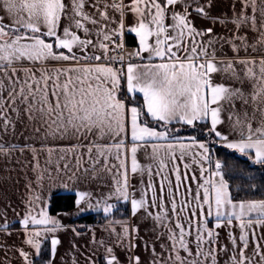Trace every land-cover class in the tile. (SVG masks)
Instances as JSON below:
<instances>
[{
    "label": "snow or ice",
    "instance_id": "1",
    "mask_svg": "<svg viewBox=\"0 0 264 264\" xmlns=\"http://www.w3.org/2000/svg\"><path fill=\"white\" fill-rule=\"evenodd\" d=\"M216 7L217 0H0V154L31 151L36 172L16 213L23 264H37L49 240L53 264L57 234L69 230L44 195L45 182L62 174L79 188L78 212L108 220L110 240L93 232L88 264H264V183L233 185L235 173L213 155L219 145L264 168V0H231L219 14ZM128 33L138 38L132 51ZM22 115L41 124L46 141L77 143L17 149L4 137ZM102 173L110 177L105 191L80 187ZM121 201L130 214L115 219ZM143 224L150 227L142 236ZM13 227L6 206L0 232Z\"/></svg>",
    "mask_w": 264,
    "mask_h": 264
},
{
    "label": "crops",
    "instance_id": "2",
    "mask_svg": "<svg viewBox=\"0 0 264 264\" xmlns=\"http://www.w3.org/2000/svg\"><path fill=\"white\" fill-rule=\"evenodd\" d=\"M231 0H217V7L214 10L215 13L219 14L228 10V6ZM231 15V12H228ZM198 26H210L204 21H198ZM217 32L224 31L219 25L216 26ZM127 35H132L136 39L138 44V38L135 37L134 33H128ZM253 42L255 38L253 37ZM125 47L128 51H132L135 47H127L126 37H125ZM40 127L41 131L37 133L35 128ZM4 139L15 143L17 149L21 145L31 144L39 150L42 144H47L52 147L66 146L69 144L77 143L76 138L72 137L67 141H54L44 139V128L38 121H30L26 115H22L16 126L15 134H10ZM95 139V137H89V140ZM88 140H82L81 143L87 144ZM86 153V149H82ZM57 154L53 155V160L55 161ZM47 159V148L39 152V164L41 168L45 166V161ZM69 163L75 166L74 157L69 154L66 158ZM139 159L141 163L147 164L148 161L144 159L142 153L139 154ZM35 161L31 151H26L21 153L16 151L11 154V156H4L0 154V210L8 208V221L10 224H14L11 228V234H5L0 232V264H23L21 258L19 257L17 249L21 247V241L23 239V234L21 230V225H19V216L16 213L20 212L23 204L22 201L27 195L26 184L29 181H34L36 177V172L33 171ZM63 164V161H61ZM84 167H88L87 155L84 156L82 161ZM130 164V161H129ZM69 174H71L69 172ZM95 175V174H93ZM138 181L133 180L136 184ZM64 184H68L65 188ZM110 184V177L106 173H102L98 179L94 182L89 181L88 184L81 185L80 187H88L90 185V190H95L96 192H102L106 190V187ZM45 198L47 204V210L49 212V202L52 196L57 194H72L76 197L75 193L79 190L78 187L73 186L71 182L68 181L67 175H61L56 177L55 181L45 182ZM128 205L124 202H119L117 206ZM130 209V205H128ZM12 209L16 211L13 212ZM98 214L95 211L85 212L80 214L78 212L77 206L69 212L61 213L56 217L61 220V222L68 226V231H61L58 233V237L61 240V244L57 246V253L53 258V264H73L75 260L76 264H88L86 256L89 255L94 245L91 243L93 232H95L97 238L104 237L106 240H110L109 234L102 229L108 223H100L95 225H90L85 227L84 225L76 224V221L80 218L91 215ZM130 212L128 213L129 216ZM149 224L141 225L140 234L145 235L146 231L149 229ZM75 228L77 232L81 235H76V232L71 231ZM119 231V229H117ZM226 230H221V236L225 235ZM154 238V237H153ZM50 246V240L45 242ZM44 244V245H45ZM43 245V246H44ZM75 245V247H73ZM159 250V248H157ZM119 252L120 250L117 249ZM39 259V258H38ZM37 259V260H38Z\"/></svg>",
    "mask_w": 264,
    "mask_h": 264
},
{
    "label": "trees",
    "instance_id": "3",
    "mask_svg": "<svg viewBox=\"0 0 264 264\" xmlns=\"http://www.w3.org/2000/svg\"><path fill=\"white\" fill-rule=\"evenodd\" d=\"M127 47H136L137 42L134 36H126ZM184 136L192 134L191 129H187L182 132ZM214 159L219 158L222 161H226L229 169L235 173L230 177L233 185L239 186L244 184L246 181L255 179L258 183H264V168L259 165H253L247 157L241 156L239 153H235L231 150L224 149L219 145L214 146ZM76 197L72 194H57L51 197L49 202V214L56 217L61 213H66L73 210L76 206ZM129 213L128 205L117 206L113 218H127ZM100 223H108L103 213L91 214L84 216L76 221V224L84 225L85 227ZM44 252L42 259L37 260V264H46L50 255V246L46 243L44 246Z\"/></svg>",
    "mask_w": 264,
    "mask_h": 264
}]
</instances>
